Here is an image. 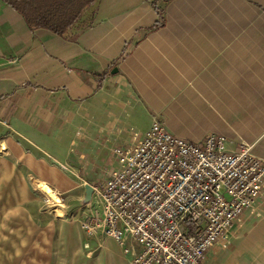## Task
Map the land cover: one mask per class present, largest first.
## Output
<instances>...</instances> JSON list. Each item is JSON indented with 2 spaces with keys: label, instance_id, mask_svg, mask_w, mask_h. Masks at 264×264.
<instances>
[{
  "label": "crops",
  "instance_id": "1",
  "mask_svg": "<svg viewBox=\"0 0 264 264\" xmlns=\"http://www.w3.org/2000/svg\"><path fill=\"white\" fill-rule=\"evenodd\" d=\"M151 1L99 0L91 26L59 36L0 0V172L87 212L85 186L119 166L112 147L154 118L264 160V0H171L162 25ZM242 214L202 264H264V195Z\"/></svg>",
  "mask_w": 264,
  "mask_h": 264
},
{
  "label": "built area",
  "instance_id": "2",
  "mask_svg": "<svg viewBox=\"0 0 264 264\" xmlns=\"http://www.w3.org/2000/svg\"><path fill=\"white\" fill-rule=\"evenodd\" d=\"M203 144L159 118L144 133L130 130L111 150L118 168L91 185L83 232L112 238L131 264H202L210 248H227L232 224L264 195V160L245 142L228 150L221 134Z\"/></svg>",
  "mask_w": 264,
  "mask_h": 264
},
{
  "label": "rangeland",
  "instance_id": "3",
  "mask_svg": "<svg viewBox=\"0 0 264 264\" xmlns=\"http://www.w3.org/2000/svg\"><path fill=\"white\" fill-rule=\"evenodd\" d=\"M3 169L0 264H131L112 238L83 232L80 223L86 211L80 203L58 196L55 203L23 170Z\"/></svg>",
  "mask_w": 264,
  "mask_h": 264
},
{
  "label": "trees",
  "instance_id": "4",
  "mask_svg": "<svg viewBox=\"0 0 264 264\" xmlns=\"http://www.w3.org/2000/svg\"><path fill=\"white\" fill-rule=\"evenodd\" d=\"M15 9L30 28H43L53 34L65 36L79 32L95 21L96 5L99 0H3ZM171 0H152L158 15L155 25L165 22L164 14Z\"/></svg>",
  "mask_w": 264,
  "mask_h": 264
},
{
  "label": "bare ground",
  "instance_id": "5",
  "mask_svg": "<svg viewBox=\"0 0 264 264\" xmlns=\"http://www.w3.org/2000/svg\"><path fill=\"white\" fill-rule=\"evenodd\" d=\"M41 191L45 195L47 194L53 202L56 203L58 201L59 198L57 197L55 192H53L52 189L49 186L41 187Z\"/></svg>",
  "mask_w": 264,
  "mask_h": 264
},
{
  "label": "water",
  "instance_id": "6",
  "mask_svg": "<svg viewBox=\"0 0 264 264\" xmlns=\"http://www.w3.org/2000/svg\"><path fill=\"white\" fill-rule=\"evenodd\" d=\"M85 191H86V200H85V202H88L89 199H90V196L92 194L91 186L90 185H86L85 186Z\"/></svg>",
  "mask_w": 264,
  "mask_h": 264
}]
</instances>
